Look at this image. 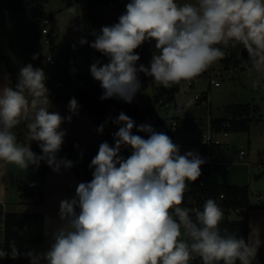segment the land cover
Here are the masks:
<instances>
[{
  "label": "clouds",
  "instance_id": "obj_1",
  "mask_svg": "<svg viewBox=\"0 0 264 264\" xmlns=\"http://www.w3.org/2000/svg\"><path fill=\"white\" fill-rule=\"evenodd\" d=\"M66 11L77 15L75 6ZM91 34L92 42L81 38L79 44L108 58L90 65L92 78L103 89L101 100L132 103L142 87L140 73L164 88L191 81L224 58L218 45L242 46L249 75L253 70L257 74L251 87L260 88L264 81V0H130L117 23ZM152 41L149 66H137L135 50ZM47 80L43 68L29 63L20 68L14 87L0 88V161L22 172L30 166L38 169L42 162L57 173L74 166L58 153L67 134L61 126L78 115L80 105L73 97L67 105L72 115L50 111ZM22 122L27 128L24 143L14 132ZM112 123L119 126L114 144L99 145L89 164L92 180L80 182L74 197L60 201L58 222L46 220L50 246L24 253L30 264H190L197 258L201 264H252L262 243L258 235L246 241L221 229L224 212L213 198L205 200L202 210L183 206L205 159L193 151L181 154L167 134L150 123L137 126L124 112ZM104 127L97 133L103 134ZM134 128L147 139L133 134ZM32 142L41 154L32 150ZM122 147L131 149L127 158L120 155ZM9 248L0 247V259L21 255L15 240Z\"/></svg>",
  "mask_w": 264,
  "mask_h": 264
},
{
  "label": "trees",
  "instance_id": "obj_2",
  "mask_svg": "<svg viewBox=\"0 0 264 264\" xmlns=\"http://www.w3.org/2000/svg\"><path fill=\"white\" fill-rule=\"evenodd\" d=\"M48 0H0V15L4 14L7 17L26 16L32 19L35 30L36 40L38 41L43 37L42 28L47 15L44 11V3ZM130 0H90V15H89V35L93 31L97 32L98 19L103 15H107L109 19L118 21L119 16L124 13L125 6ZM73 5V4H71ZM49 20V19H48ZM50 21V20H49ZM49 47V54L56 56V64L51 66V76L46 71L48 80L46 81L49 88L52 99L56 102L66 103V96L76 88L79 82L83 83L84 87H91L97 84L91 74L90 69L85 70L82 74H77L76 67V55L71 53H64L60 51L56 46V39L54 31L52 30L51 42ZM222 50H226L229 55L224 56L221 60L225 69L230 67H238L242 64L241 58L242 46L235 48L229 46L225 48L223 45H218ZM88 50V48H85ZM92 51L93 48H90ZM88 50V53L90 52ZM98 52V51H97ZM100 53V52H98ZM48 54V55H49ZM87 59L91 61L92 56L88 55ZM150 60L143 63L145 66H149ZM71 67L75 68L73 74L69 73ZM46 70V67H45ZM0 74H7L13 82V87L17 82L18 68L13 62L10 54L4 42L0 39ZM202 78H211V72L207 70L202 73ZM141 81V91L146 90L149 82H152V78L146 76L143 73L139 74ZM195 79L191 81L192 85ZM182 82V81H181ZM180 82V83H181ZM180 83L173 85L171 88H164L163 86L155 89L156 93H153L154 103L156 106H166L175 103L176 95L180 90ZM202 98L198 100L193 106H176L177 115L171 119V122H176L175 133L182 131H197L205 132L210 127L214 131H221L225 123L230 124L228 129L231 133H248L250 130V123L254 119L256 114V107L245 105H231L225 110L226 118L224 119H211L209 107L204 103L208 99L207 92L201 95ZM181 112L183 114L181 115ZM62 129L68 133V123L65 121L62 124ZM19 142H26L27 128L26 122H22L14 129ZM64 144L61 151L58 153V157L67 158L74 162L72 167L77 179L84 182H90L92 180V172L94 169L89 168L92 158L97 154L98 149L95 147L86 148L81 154L73 156L77 140L70 141L65 136ZM106 141L109 145H113V138L109 133L106 134ZM32 150L37 154H41V150L38 147L37 142H32ZM202 155L207 154L204 148L201 149ZM120 155L124 156V153L120 151ZM52 168L43 164L38 168L37 174L40 178H45L48 173L52 172ZM203 182V184H202ZM20 202L26 205L42 206L46 201V194L42 188H37L33 185L22 183L19 185ZM221 195H224V199H221ZM213 198L221 206L222 209H242V215L244 219L242 221L232 222L229 225L234 227V234L238 237H243L248 241V224L247 215L250 210L249 204V191L245 186H229L214 184L209 181L205 173L204 179H198L192 184V189L185 192V200L183 206L196 202L199 205H203L205 200ZM44 222L45 217L41 212L37 213H5L4 208L0 205V223L4 225V237L2 248L10 252L9 242L16 241L17 248L21 255L12 259L10 257L3 258L6 264H22L24 262V253L28 246L41 245L44 242ZM195 264H201L199 258L195 259Z\"/></svg>",
  "mask_w": 264,
  "mask_h": 264
},
{
  "label": "rangeland",
  "instance_id": "obj_3",
  "mask_svg": "<svg viewBox=\"0 0 264 264\" xmlns=\"http://www.w3.org/2000/svg\"><path fill=\"white\" fill-rule=\"evenodd\" d=\"M196 0H193L195 3ZM73 4V5H71ZM75 6L77 8V15L73 17L69 14L66 9ZM90 0H48L44 3V11L47 15L46 19L51 22V28L54 31V36L56 39V46L60 51L64 53H71L76 55V67L77 74H82L85 70L90 69V65L95 59H100L104 63L108 62V58L104 57L101 53H98L95 49L90 50V46L85 44L81 46L79 40L81 38H86L89 42L94 40V36L89 35V15H90ZM118 21H113L109 19L107 15H103L98 19V29L102 26H110ZM0 39L4 42L8 53L10 54L13 62L18 68V73L21 67L31 63L34 67H40L46 70L51 76V66L46 62L47 55L49 52V47L45 43L44 37L36 40L35 30L33 26V21L26 16L17 17H7L4 14L0 15ZM75 44V49L73 45ZM155 41L151 43L145 42L140 48L136 49V53L139 54L140 60L137 62V66L151 60L155 52ZM88 48L90 52L88 53ZM226 55L229 53L223 50ZM37 56V59L33 60V55ZM88 55L92 56L91 61L87 59ZM55 56V55H54ZM222 60V59H221ZM221 60L212 64L207 70L213 73L212 80H218L221 83L220 87H215L210 84L208 78H202L201 74L194 79V86H190L191 81H182L180 83V90L176 95L175 103L166 106H156L158 114L166 122V124L171 126V119L177 115L176 106L183 107L188 104L189 101L196 102L195 94H202L203 91L207 90L209 85H211V91L209 94L210 99V118H223L226 116V108L228 104H253L255 100L262 97V87L253 89L251 87L252 80L257 78V74L252 71V75H249L251 65L249 61L243 60L242 64L238 67H230L225 69L222 65ZM206 70V71H207ZM205 71V72H206ZM203 72V73H205ZM219 72V74H218ZM201 78V79H200ZM79 87H84L83 83L77 84ZM263 85V81H262ZM161 87L157 86L153 81L149 82L146 90L143 92L147 95L152 96L155 89ZM255 100H254V99ZM51 102L50 111L58 112L61 116L67 117L72 115L67 108L66 103L56 102L54 103L49 95ZM207 105V103H204ZM176 105V106H175ZM122 112L120 109L109 106L106 115L101 118H92L88 114L81 112L79 110L78 115H72L71 122L68 123L69 131L66 137L70 141L77 140L73 156L81 154L86 148L95 147L99 149V145L106 141V134L110 131H118V125L112 123V120L116 119L119 113ZM111 118V119H109ZM104 124L103 134L97 133L96 129ZM231 136V134H230ZM201 137L202 133L197 131H182L175 133L174 143L180 147L181 154L188 151L197 152L201 157ZM228 139V138H227ZM114 144V140H113ZM215 147V146H214ZM121 151L124 153V157L127 158L131 154V149L128 147H122ZM233 153L238 154L239 149L232 148ZM237 158L233 155V160ZM45 164V163H44ZM42 166V165H41ZM233 168L232 165H228ZM35 173V166H30L27 171L22 172L20 175L22 180L21 184L24 182H31L32 177H37ZM27 184V183H26ZM30 184V185H31ZM34 186V184H33ZM8 188L10 191V199L12 195L14 197L15 187L13 183L9 182ZM38 188V187H37ZM189 189V187H188ZM252 203L255 205L251 215L257 216L252 220L253 222H258L261 219L260 227L264 232V212L258 215L257 211H264V201H257L256 195L252 196ZM183 233V229H182ZM2 235L0 234V239ZM259 238H264V234L259 233ZM181 239H185L182 235ZM252 264H264V243L262 241L261 246L257 251V255L252 261Z\"/></svg>",
  "mask_w": 264,
  "mask_h": 264
},
{
  "label": "crops",
  "instance_id": "obj_4",
  "mask_svg": "<svg viewBox=\"0 0 264 264\" xmlns=\"http://www.w3.org/2000/svg\"><path fill=\"white\" fill-rule=\"evenodd\" d=\"M177 3H193V0H177ZM213 73L211 74V78L213 77ZM194 85L195 84L193 82V86ZM4 86H13V82L7 74H0V88ZM261 90L262 97L260 96V98L257 100L253 98L255 101L253 104H250L256 107L257 111L254 115L253 121L250 123L249 132L231 133V136L228 137V139H223L224 145L215 146L210 149L208 152L209 163L202 165V170L204 173H206L209 181L214 184L247 187L249 191V204L251 207L247 215L248 240L251 236H259V233L264 234L262 227H260V223L262 222L261 219L254 223L252 219L257 216L250 214L255 208V205L251 201L253 195H256L257 201H264V199H258L261 196L264 197V81ZM210 91L211 85H209L207 90L203 91L201 94L203 95L207 92L209 104ZM51 100L56 103V101L53 99ZM196 102L198 101L196 100ZM195 103L192 102L190 106H193ZM209 104L207 105L208 107L210 106ZM228 105L231 106L245 104L236 103ZM224 118H226V116L223 118L211 119ZM232 148H238L239 153H233V151H231ZM241 151H245L246 155L241 157ZM233 155L238 161L234 162ZM43 164L44 163L42 162L41 165ZM228 165H232L233 168ZM37 170L38 169L35 168L36 174ZM20 175H22V171L17 169L15 166L0 161V205L3 206L5 213H43L45 217L44 234L46 230L47 219L50 218L54 223L59 221L58 212L60 201L74 197L76 186L80 182H84L83 180L76 178L73 168L65 169L61 167L59 173L52 171L48 173L44 179L40 178L37 174V177L34 176L31 178V182L33 181L32 184L30 182H24L31 185L34 184L35 187L42 188L45 191V204L42 206H34L22 204L20 202L18 188L21 184V181H24L19 178L21 177ZM9 182L13 183L15 187L14 194L16 193L14 197L12 195L11 199L8 188ZM257 212L260 216L264 211L261 210ZM1 224L2 223H0V234L2 235V238L0 239V244L3 243L4 237V228ZM260 240L264 243V238H260ZM50 243L51 237L45 235L43 244L28 246L25 253L32 249H35L37 252L45 251L50 246ZM0 264H6L4 259H0ZM22 264H30L29 259L25 255L24 262Z\"/></svg>",
  "mask_w": 264,
  "mask_h": 264
},
{
  "label": "water",
  "instance_id": "obj_5",
  "mask_svg": "<svg viewBox=\"0 0 264 264\" xmlns=\"http://www.w3.org/2000/svg\"><path fill=\"white\" fill-rule=\"evenodd\" d=\"M241 58L249 61L246 50H241ZM103 89L99 82L91 87H79L71 91L66 96V102L69 103L70 99L75 97L78 101L81 112L88 114L92 118H103L109 106H114L131 117L136 125L150 123L157 132L167 134L172 141L175 139V132L166 124V122L158 114L154 98L141 90L136 94L132 103H126L118 98H109L101 100ZM133 134L140 135L147 139V134L137 132L133 129Z\"/></svg>",
  "mask_w": 264,
  "mask_h": 264
},
{
  "label": "built area",
  "instance_id": "obj_6",
  "mask_svg": "<svg viewBox=\"0 0 264 264\" xmlns=\"http://www.w3.org/2000/svg\"><path fill=\"white\" fill-rule=\"evenodd\" d=\"M51 26V22L46 19L44 21L43 24V28H42V35L45 39V43L47 45H50L51 42V36H52V28ZM46 62L50 65V66H54L56 64V56H54L53 54H49L47 55L46 58ZM74 67H71L69 70L70 74H73L75 71ZM210 80V84L214 85L216 87L220 86V82L217 80H212V78L209 79ZM190 86L193 87L192 83H190ZM154 93H156V91H154ZM153 97V95H152ZM202 98L201 94H195V99L198 101ZM207 105L209 104L208 99L206 100ZM170 104L166 105V107H169ZM183 114V112H181V115ZM230 124L225 123L223 125V128L221 129V131H214L212 130L210 127L208 128L207 131L202 132V137H201V147L204 148L206 150L205 155H202V158L205 159V164L209 163L208 160V152L210 151V149L214 146H222L224 145L223 143V139H227L228 137H230L231 132L228 130L230 128ZM170 128L175 132L176 131V122H171V126ZM113 133H115V131H110L109 134L110 136L113 138ZM206 142H205V139ZM241 157L246 155L245 151H241L240 152ZM202 170V168H201ZM205 178V173L202 170V175L198 178V179H204ZM192 184L193 183H189L188 187L189 189L186 190V192L190 191L192 189ZM203 184V182H202ZM221 199H224V195H221ZM259 200H263L264 197L261 196L258 198ZM186 207H199L202 210V205L197 204L196 202H192L190 204L185 205ZM244 210H240V209H223L224 212V220L222 221V223L220 224V228L221 229H227L229 232L234 233V227L232 225H229L232 222H237V221H242L244 219V216L242 215V212ZM4 228V225L1 224ZM2 244H0V247H2ZM190 264H195V260L191 261ZM237 264H239V261H237Z\"/></svg>",
  "mask_w": 264,
  "mask_h": 264
}]
</instances>
